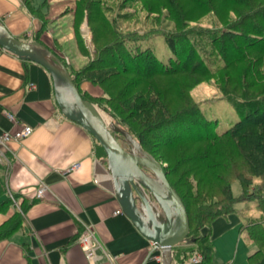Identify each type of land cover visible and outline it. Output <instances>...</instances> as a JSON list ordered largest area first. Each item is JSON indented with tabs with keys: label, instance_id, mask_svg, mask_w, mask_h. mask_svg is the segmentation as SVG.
<instances>
[{
	"label": "trees",
	"instance_id": "1",
	"mask_svg": "<svg viewBox=\"0 0 264 264\" xmlns=\"http://www.w3.org/2000/svg\"><path fill=\"white\" fill-rule=\"evenodd\" d=\"M23 1L33 15H40V18L44 15L46 0L39 7H35L32 0ZM224 1L230 4L235 2ZM197 2L210 11L218 8L216 0ZM170 5L174 3L168 6ZM244 5L248 8L243 15L230 24H218L213 28H188L182 25L181 29L169 33H159L160 30L156 28L146 29L155 30L158 32L156 35L164 36L171 51L167 62L159 59L151 46L144 44L146 39L140 35V29L122 33L119 27L112 26L108 29L111 30L110 35L106 32L105 35H99L92 25L96 20L93 18V11L85 8V18L92 32L97 55L81 70L70 72L83 98L94 104L97 100H105L102 102L104 105H101L109 108L113 116L110 123L129 131L148 153L161 162L171 185L181 196L188 211L190 231L180 244L185 245L184 253L187 255L200 253V264H212L214 250L209 232L203 233L202 228L210 226L217 217L236 211L235 205L238 202L250 200L252 197L255 198V208L262 212L260 219L254 220L253 226H259L261 231H254L247 236L249 241L257 244L249 254L248 261L250 264H264V189L249 190L256 177L264 179V93L242 100L233 98L240 119L232 127L219 133L216 131V121L207 118L192 99H183L184 102L173 107L164 91L156 90L154 84L147 81H154L157 85V79L178 73L206 75L211 69L206 56L212 49L219 51L217 52L221 59H250V67L260 62L264 51V0L258 4L253 0H245ZM83 15L84 10H81L80 16ZM98 15L105 21H111L106 14L105 17L101 13ZM43 29L42 24L35 40L46 45L40 39ZM144 33L146 35L148 32ZM102 38L106 43L99 49L97 40ZM78 40L82 54L88 55L82 39L79 37ZM239 40H242L240 45ZM255 51L261 53L258 56L253 55ZM61 58L65 62L64 57ZM261 73L264 77V71L260 72V76ZM84 81L98 85L102 93L96 95L82 89L80 85ZM143 85L149 87L150 91L135 94V89ZM96 106L100 110V106ZM112 133L119 141L122 135L114 131ZM121 144L127 146L125 140ZM173 149L180 151L176 161L175 157L169 156ZM97 152L105 155L98 142ZM157 154L165 157L164 160ZM164 161L172 167L165 166ZM190 175L195 177L196 192L193 183L185 187ZM209 178L219 182L218 196L212 194L219 197L216 200L214 197H205L209 195ZM234 180H239L243 188L239 196L232 192L231 184ZM11 195L18 200L19 208L0 224V240L8 238L22 226L23 214L33 202L26 198L20 199L17 193L9 194L5 184L0 182V211L13 204ZM204 197L206 199L202 200ZM195 199L200 203L194 210ZM207 200H211V203ZM247 219L250 218L243 215L242 228H246L244 221Z\"/></svg>",
	"mask_w": 264,
	"mask_h": 264
},
{
	"label": "crops",
	"instance_id": "2",
	"mask_svg": "<svg viewBox=\"0 0 264 264\" xmlns=\"http://www.w3.org/2000/svg\"><path fill=\"white\" fill-rule=\"evenodd\" d=\"M0 21L13 35L28 41L35 40L43 24L23 0H0ZM52 38L47 31L40 36L51 48ZM84 82L81 88L93 91L91 83ZM6 112L13 113L15 121ZM25 124L32 126L31 134L0 146V182L9 194L33 202L23 214L22 226L0 240V264H163V259L156 258L162 257L161 249L123 212H116L121 207L105 161L98 155L97 141L61 113L47 69L0 46V133L15 134ZM75 163H80L79 168L68 171ZM41 183L47 189L37 198ZM240 204L244 203L202 228L214 244L212 264H250L248 256L254 247L241 239ZM16 208L19 204L13 203L0 211V224ZM84 222L94 224L103 244V250L91 259L75 241ZM184 247L172 248V264H200L184 253ZM107 254L115 255L116 261H109Z\"/></svg>",
	"mask_w": 264,
	"mask_h": 264
},
{
	"label": "rangeland",
	"instance_id": "3",
	"mask_svg": "<svg viewBox=\"0 0 264 264\" xmlns=\"http://www.w3.org/2000/svg\"><path fill=\"white\" fill-rule=\"evenodd\" d=\"M44 1L33 0V3L39 5ZM231 1H235L236 3L232 2L230 4L224 0H216L218 8L210 11L201 6L197 0H168L167 2L166 0H46L44 2V15L41 18L40 15L35 16L39 17L43 22L44 29L41 34L47 31L52 35L53 43H50L51 39L49 40L52 49L60 57H64L70 72L75 73V71L81 70L97 55L92 41V32L85 18L87 17L85 8L93 11L92 15H94L93 18L96 20L92 25L99 35H105V32L107 35H110L111 30L108 29H111L112 26L119 27L122 33H126L135 28L140 29L142 33L140 35L146 39L144 40V44L147 43L146 45L151 46L155 50L158 58L167 62L171 56V51L164 36L160 34L156 35L155 33H169L181 29L182 25L188 28H213L218 24H230L236 19L238 20L248 8V6L244 5L245 0ZM253 2L258 4L261 0H253ZM170 3H174V5L168 6ZM249 4H251V1ZM81 10L82 12L84 10L85 13L82 17L80 16ZM98 13H101L104 17L106 14L111 21H105ZM153 28L159 29L160 31L146 30ZM144 32L148 33L144 35ZM79 37L82 39L83 47L88 51V55L82 54L78 45ZM241 41L239 40V45ZM104 43H106V40L103 38L98 39V48L101 49ZM211 51L206 56L211 66L209 73H206V75L199 76L196 74L195 76L189 75V73H178L157 79V85L151 80L147 82L151 85L154 84L156 90H163L164 95L168 97L173 107L184 102L183 99H192L193 102L197 103L201 112L207 118L216 121V131L221 133L232 127L240 119V115L234 107L235 103L232 100L233 98L242 100L244 98L260 96L264 93V77H262V73L260 76V72L264 71V51L262 52L263 59L255 63L253 67L249 66L250 59L243 61H234L226 57L221 59L219 58L218 50L212 49ZM260 53L259 51H255L253 55L258 56ZM90 83L88 86H90ZM91 87L93 91L88 89L89 92L98 95L102 93L98 85L91 83ZM143 91H150V88L144 87V85L139 86L135 89L134 93L139 95V93L143 94ZM104 101L97 100L95 104L100 106L99 111L101 115L107 123H110L113 116L109 108L102 106L104 105L102 103ZM119 139V142L124 143L122 136ZM178 150L173 149L169 154L170 158L173 156L172 158L175 157L174 160H177L178 154L180 153ZM159 154L157 155L161 157ZM98 155L103 158L106 164V156L100 153ZM164 164L169 168L172 167L167 161H164ZM216 171L221 172L219 169H216ZM189 178L187 179L188 182L185 183L187 184L185 187L193 183L192 186L194 187V192H196L197 185L195 177L190 175ZM212 179H208L210 189H208L209 195L205 197H214V200H216L219 197L216 198L212 194L218 196L217 188L219 182L218 180L214 179L215 181H213ZM231 188L235 196H239L243 192L239 180H234ZM260 188L264 189V179L256 177L253 186L251 185L249 190L255 191ZM196 196L198 197V195ZM205 197L202 200L206 199ZM251 199L238 202L236 206L239 203H244L240 204L242 207L239 209H241L242 215L250 218L244 221L246 228L242 229V242L247 244L248 247L253 246L256 248L257 244L249 241L247 236L254 231H261L259 226H253V223L254 220L260 219L259 217L262 212L255 208L253 201L255 198L252 197ZM207 202L210 204L211 200H207ZM193 203L195 210L200 201L198 202L195 199Z\"/></svg>",
	"mask_w": 264,
	"mask_h": 264
},
{
	"label": "water",
	"instance_id": "4",
	"mask_svg": "<svg viewBox=\"0 0 264 264\" xmlns=\"http://www.w3.org/2000/svg\"><path fill=\"white\" fill-rule=\"evenodd\" d=\"M0 46L20 59L42 65L49 72L61 113L79 123L102 146L115 197L122 212L162 251L163 264H172L173 247L190 231L187 208L161 164L133 135L107 123L97 106L83 98L63 59L37 40L13 35L0 21ZM120 133L123 146L112 133Z\"/></svg>",
	"mask_w": 264,
	"mask_h": 264
},
{
	"label": "built area",
	"instance_id": "5",
	"mask_svg": "<svg viewBox=\"0 0 264 264\" xmlns=\"http://www.w3.org/2000/svg\"><path fill=\"white\" fill-rule=\"evenodd\" d=\"M5 114L10 120L15 121L16 117L13 113L6 112ZM32 130H33L32 126L25 124V125H23L22 129L15 134L8 132V131L2 132V133H0V146L1 147L6 146L7 143L11 139H21V138L31 134ZM79 166H80V163H75V164L71 165L67 170L68 171H75L79 168ZM109 178H110V176H109ZM46 189H47V186L44 183H41L40 186L38 187V189L36 190L35 196L37 198H42L44 196ZM11 197L13 199V203L15 205H18V200L13 198L12 195H11ZM116 212L121 213L122 209L120 208ZM75 241L81 246V248L85 252L86 256L90 259L94 257L95 253L98 250H103V244L97 236V232H96V229H95V226L93 223H89V222L82 223V229L78 233V235L76 236ZM156 258L160 261L162 260L161 256H156ZM201 258H202L201 254L196 252L192 256L191 260L193 262L200 263ZM107 259L111 262H115L117 257L115 255H108L107 254Z\"/></svg>",
	"mask_w": 264,
	"mask_h": 264
}]
</instances>
